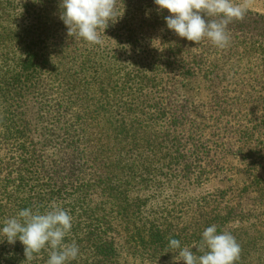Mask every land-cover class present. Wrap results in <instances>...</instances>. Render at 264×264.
<instances>
[{
	"label": "trees",
	"instance_id": "1",
	"mask_svg": "<svg viewBox=\"0 0 264 264\" xmlns=\"http://www.w3.org/2000/svg\"><path fill=\"white\" fill-rule=\"evenodd\" d=\"M115 8L101 47L68 35L61 0H0V223L64 208L70 264H184L169 238L195 252L215 225L236 264H264V15L218 49L167 29L154 0ZM194 82L206 102L186 98ZM25 259L0 242V264Z\"/></svg>",
	"mask_w": 264,
	"mask_h": 264
},
{
	"label": "clouds",
	"instance_id": "2",
	"mask_svg": "<svg viewBox=\"0 0 264 264\" xmlns=\"http://www.w3.org/2000/svg\"><path fill=\"white\" fill-rule=\"evenodd\" d=\"M157 11L166 9L167 29L187 41L200 43L208 40L218 49L230 43L228 25L242 20L248 10L247 0H154ZM61 20L68 35L75 33L90 45L103 46L105 29L118 17L115 0H61ZM72 229V217L67 210L51 205L41 212L31 208L21 209L17 216L0 223V237L8 244L17 240L24 246L26 261L31 264L42 252L48 253L46 264H70L79 255V246L65 238ZM168 247L178 250L177 261L184 264H236L241 248L229 232H218L215 225L201 234L200 247L194 252L169 238ZM201 252V255H196Z\"/></svg>",
	"mask_w": 264,
	"mask_h": 264
},
{
	"label": "rangeland",
	"instance_id": "3",
	"mask_svg": "<svg viewBox=\"0 0 264 264\" xmlns=\"http://www.w3.org/2000/svg\"><path fill=\"white\" fill-rule=\"evenodd\" d=\"M235 2L240 3L242 0H235ZM248 10L253 14L264 15V0H247ZM186 98L193 104H199L203 101L206 102L207 95L205 90V85L201 82H194L188 86L184 91ZM123 264H141L138 260L132 259L130 256L123 254L120 256Z\"/></svg>",
	"mask_w": 264,
	"mask_h": 264
}]
</instances>
